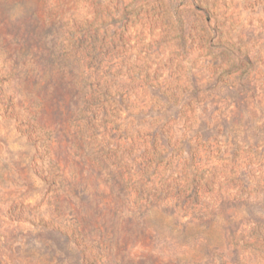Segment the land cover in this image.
Returning <instances> with one entry per match:
<instances>
[{"label": "rangeland", "instance_id": "obj_1", "mask_svg": "<svg viewBox=\"0 0 264 264\" xmlns=\"http://www.w3.org/2000/svg\"><path fill=\"white\" fill-rule=\"evenodd\" d=\"M0 264H264V0H0Z\"/></svg>", "mask_w": 264, "mask_h": 264}]
</instances>
